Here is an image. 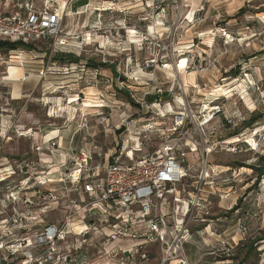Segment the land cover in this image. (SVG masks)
Returning <instances> with one entry per match:
<instances>
[{
  "label": "rangeland",
  "instance_id": "rangeland-1",
  "mask_svg": "<svg viewBox=\"0 0 264 264\" xmlns=\"http://www.w3.org/2000/svg\"><path fill=\"white\" fill-rule=\"evenodd\" d=\"M45 1L7 0L4 9L23 13L27 4ZM49 1L73 13L61 33L69 43L36 38L0 50L4 76L8 67L23 68L14 81L18 99L10 102V86H3L0 177L13 169V183L60 188L45 182L71 166L75 151L94 149L96 161L141 144L142 153H152L174 127L173 112L192 99L202 103L205 93L221 94L234 124L223 116L212 123L226 145L210 163L231 168L221 175L230 183L219 185L231 197L214 199L213 221L192 226L185 253L194 264H264V174L257 170L264 164V0ZM192 106L198 112L201 105ZM189 162L200 168V158ZM66 214L58 209L43 217L56 222ZM159 260L157 254L145 264Z\"/></svg>",
  "mask_w": 264,
  "mask_h": 264
},
{
  "label": "built area",
  "instance_id": "built-area-1",
  "mask_svg": "<svg viewBox=\"0 0 264 264\" xmlns=\"http://www.w3.org/2000/svg\"><path fill=\"white\" fill-rule=\"evenodd\" d=\"M6 1L0 0V42L55 38L56 46L69 43L68 35H61L67 11L46 0L42 7L32 2L23 13H12L4 9ZM203 96L202 103L192 99L172 113L175 125L152 153H142L141 144L96 161L94 149L75 151L71 166L45 182L60 188L48 191L30 189L27 179L13 183V169L0 177V185L7 184L0 209V264H145L157 254L158 264H194L185 253L192 226L213 221L215 198L223 203L231 197L219 186L230 183L221 175L231 168L210 163V157L226 145L215 137L212 123L223 116L232 124L233 116L224 95ZM199 104L195 112L192 105ZM53 139L52 146H58ZM194 157L201 159L198 169L189 162ZM58 209L67 210L65 218L43 217Z\"/></svg>",
  "mask_w": 264,
  "mask_h": 264
},
{
  "label": "bare ground",
  "instance_id": "bare-ground-1",
  "mask_svg": "<svg viewBox=\"0 0 264 264\" xmlns=\"http://www.w3.org/2000/svg\"><path fill=\"white\" fill-rule=\"evenodd\" d=\"M66 6V5H65ZM97 8V7H96ZM98 9V8H97ZM65 10V9H64ZM70 10V9H69ZM68 10V11H69ZM81 13V12H80ZM68 16L69 17H72L73 16V13H69L68 14ZM69 30V29H68ZM9 71H10V76H8V78L9 79H11V80H14V81H19L20 79H21V77L23 76V68L21 67V66H11L10 68H9ZM18 95H19V93L17 92V90H15L14 91V98L15 99H18ZM211 96V95H210ZM83 106L85 107V108H91V107H93V106H95V105H93V104H91V103H89V102H85L84 104H83ZM83 109V108H82ZM84 110V109H83ZM257 134V133H256ZM253 140V145H256L257 144V142H256V140L255 139H252ZM82 225H79V226H77V228L78 229H82Z\"/></svg>",
  "mask_w": 264,
  "mask_h": 264
},
{
  "label": "crops",
  "instance_id": "crops-1",
  "mask_svg": "<svg viewBox=\"0 0 264 264\" xmlns=\"http://www.w3.org/2000/svg\"><path fill=\"white\" fill-rule=\"evenodd\" d=\"M3 63L1 61V58H0V101L2 100V96H3V86H4V82H8V86H10V98H11V101L10 102H13L14 100H16L14 97H13V92H14V86H15V83H14V80H11L8 78L9 74H10V71H9V67L7 68V71L5 72V76H4V72H3V67H2ZM24 87L22 86L21 87V90H23ZM1 108V107H0ZM0 112H1V109H0ZM2 125V119L0 118V127Z\"/></svg>",
  "mask_w": 264,
  "mask_h": 264
},
{
  "label": "trees",
  "instance_id": "trees-1",
  "mask_svg": "<svg viewBox=\"0 0 264 264\" xmlns=\"http://www.w3.org/2000/svg\"><path fill=\"white\" fill-rule=\"evenodd\" d=\"M19 44H22V43L21 42L12 43V42H8V41H1V43H0V50H13V49H17L18 46H19ZM257 170L261 173L259 176H261L262 174H264V164H263L262 167L257 168ZM250 250L251 249H249L248 253H250ZM245 261L246 260H244V262ZM244 262L242 261L240 264H245Z\"/></svg>",
  "mask_w": 264,
  "mask_h": 264
}]
</instances>
